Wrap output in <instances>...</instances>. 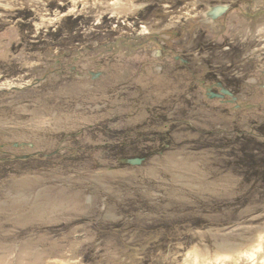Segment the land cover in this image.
<instances>
[{"label": "rangeland", "instance_id": "374dc122", "mask_svg": "<svg viewBox=\"0 0 264 264\" xmlns=\"http://www.w3.org/2000/svg\"><path fill=\"white\" fill-rule=\"evenodd\" d=\"M0 264H264V0H0Z\"/></svg>", "mask_w": 264, "mask_h": 264}, {"label": "water", "instance_id": "95a60500", "mask_svg": "<svg viewBox=\"0 0 264 264\" xmlns=\"http://www.w3.org/2000/svg\"><path fill=\"white\" fill-rule=\"evenodd\" d=\"M229 6L228 5H223V4H217L214 5L212 7H210L205 15L207 18L214 20L220 16H222L227 10H228ZM157 54H159V52H156ZM99 73H94V76H98ZM218 86H220V90L219 93H210L211 97H218V98H223L225 95L230 96L231 97V101L236 100V97L233 95V93L226 89L225 87H223L221 85V83H218ZM28 156H23V158H27ZM144 160V157H134V158H128L125 160L126 163L130 164V165H139L141 164V162Z\"/></svg>", "mask_w": 264, "mask_h": 264}]
</instances>
